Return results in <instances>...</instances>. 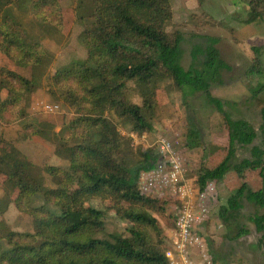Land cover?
Segmentation results:
<instances>
[{"label":"trees","instance_id":"1","mask_svg":"<svg viewBox=\"0 0 264 264\" xmlns=\"http://www.w3.org/2000/svg\"><path fill=\"white\" fill-rule=\"evenodd\" d=\"M23 1L0 0V55L17 67L0 64V88L8 93L0 106L1 119L13 116L26 95L38 88L50 56L11 14L10 6ZM32 3L39 28L47 34H59L63 26L60 2ZM249 7L245 23L264 21V0H252ZM74 16L83 27L80 41L88 58L59 71L52 81L60 98L75 107L77 115L59 132L49 122L34 128V134L49 143L55 155L68 160L70 168L37 162L15 142L0 141V175L4 177L0 264H169L168 241H156L146 230L150 227L162 232L153 212L164 214L166 209L140 188L142 172L155 169L162 155L152 148L135 149L113 119L115 116L138 134L151 132L157 91L166 78L173 80L185 100L201 92L224 116L227 155L215 168L202 166L197 183L203 190L209 182L220 183L230 176L243 179L220 205L218 215L227 227L236 230L231 238L249 235L250 230L240 222L245 202L264 209V122L259 132L250 121L234 119L224 101L212 93V84L221 82L222 71L232 68L222 58L218 47L221 38L207 36V45L194 48L193 64L186 68L182 63L184 32L166 30L173 18L172 0H78ZM252 50L255 57L245 73L259 76L264 73V45ZM200 55L204 61L198 67ZM132 91L141 97L142 104L133 101ZM262 92L264 81L256 85L253 94ZM259 138L250 157H238L240 146H250ZM201 143L197 129L190 130L187 145L193 148ZM246 170L259 172L260 188L253 189L244 180ZM43 172L54 179V187L47 186ZM39 196L43 203L36 204ZM96 199L113 201L117 214L132 222L129 235L106 232L107 211L91 203ZM13 201L33 218L34 232L15 231L7 223L5 213ZM250 220L264 240V211ZM205 241L214 262L219 263L221 258L212 241Z\"/></svg>","mask_w":264,"mask_h":264},{"label":"rangeland","instance_id":"2","mask_svg":"<svg viewBox=\"0 0 264 264\" xmlns=\"http://www.w3.org/2000/svg\"><path fill=\"white\" fill-rule=\"evenodd\" d=\"M62 6V23L59 34L44 33L37 25L36 18L31 11L32 0H26L18 4H12V16L24 23L28 33L39 40L43 48L49 52L47 64L42 68V76L38 88L22 100L20 108L0 118V141L15 142L33 160L40 163H48L65 169L70 168V162L60 158L53 152V148L42 138L34 134V128L43 122L52 123L54 129L59 132L63 125L77 115V109L65 99H61L58 86L52 81V76L59 71L69 68L75 61L88 58V50L81 43L80 35L83 31L81 24L75 21L74 8L78 0H58ZM252 0H172L173 18L167 24L166 30L173 32L180 29L185 34L183 42V60L186 68L193 64L192 51L196 46L205 47L208 43L207 36L221 38L218 44L224 58L232 67L222 71V80L213 83L212 93L221 98L227 111L234 119H246L250 121L260 132L264 122V92L253 94L254 88L259 82L264 81L262 75L250 76L245 73L248 64L255 57L253 45L264 43V21L257 23H245L250 10L249 3ZM261 59L264 62V51ZM204 56L200 55L197 66L201 67ZM5 63L12 68H17L13 63L0 55V64ZM250 65V64H249ZM57 91L58 94L53 93ZM132 93V99L142 104L139 95ZM6 90L0 88V106L7 97ZM157 109L153 118L154 129L151 132L138 134L125 125L124 122L113 116L120 131L131 139L135 149L139 146L161 151L163 140L171 144L172 154L164 153L162 164L171 159H177L183 169V178L190 182L195 190H199L197 183L199 170L202 166L215 168L227 155L228 130L224 116L213 106L209 105L204 94L199 92L184 99L182 91L174 84L171 78L163 80L157 91ZM197 129L201 137V144L196 147L187 145L188 132ZM261 139H256L247 147L240 146L237 155L239 158L251 156V147L259 144ZM245 181L249 182L253 189L262 185L258 171L246 170ZM46 184L54 187V179L44 173ZM243 179L230 176L223 182H215L212 192L213 197L207 200L209 212L202 218L199 231L205 239L213 243V250L219 255V264H257L264 262V240L262 234L257 231L250 216L258 211L263 212L253 203L246 201L240 222L250 230L249 235L238 239L231 238L236 233L234 228L227 227L219 218L218 211L221 204L226 203ZM142 191L149 196L158 199L165 207L164 214H156L159 219L162 232L159 234L153 228H147V232L154 240H163L166 244L173 228L175 191L171 188L151 186L140 181ZM4 194V177L0 175V198ZM198 197L196 193L195 199ZM43 203L42 196L36 200V204ZM93 205L104 208L106 214V232L129 235L132 222L123 219L114 209L111 200L96 199ZM199 202H196L198 206ZM1 219V215H0ZM5 219L15 231L34 232L33 218L21 212L16 203H10L5 213ZM228 234V237L225 235Z\"/></svg>","mask_w":264,"mask_h":264},{"label":"built area","instance_id":"3","mask_svg":"<svg viewBox=\"0 0 264 264\" xmlns=\"http://www.w3.org/2000/svg\"><path fill=\"white\" fill-rule=\"evenodd\" d=\"M161 161L164 153L172 154L171 144L163 140ZM160 161V162H161ZM151 186L171 188L175 191L174 226L168 239L166 256L169 264H219L215 263L207 242L199 231L208 212L207 200L213 197L215 182H209L205 189L195 190V187L183 178V169L177 159L158 164L149 172H142L140 181ZM141 188V187H140ZM142 190V189H141ZM196 193L198 197H196ZM196 202H199L196 206Z\"/></svg>","mask_w":264,"mask_h":264},{"label":"crops","instance_id":"4","mask_svg":"<svg viewBox=\"0 0 264 264\" xmlns=\"http://www.w3.org/2000/svg\"><path fill=\"white\" fill-rule=\"evenodd\" d=\"M255 23H257V22H255ZM260 45H264V43L263 44H260ZM253 46H259V45H253ZM252 60V59H251Z\"/></svg>","mask_w":264,"mask_h":264}]
</instances>
